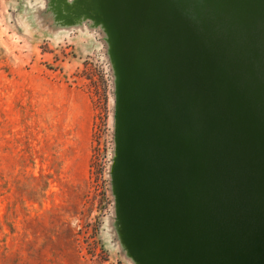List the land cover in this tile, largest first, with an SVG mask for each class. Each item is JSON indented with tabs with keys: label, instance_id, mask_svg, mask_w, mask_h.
Masks as SVG:
<instances>
[{
	"label": "water",
	"instance_id": "1",
	"mask_svg": "<svg viewBox=\"0 0 264 264\" xmlns=\"http://www.w3.org/2000/svg\"><path fill=\"white\" fill-rule=\"evenodd\" d=\"M114 77L113 229L132 264H264V0H50Z\"/></svg>",
	"mask_w": 264,
	"mask_h": 264
},
{
	"label": "rangeland",
	"instance_id": "2",
	"mask_svg": "<svg viewBox=\"0 0 264 264\" xmlns=\"http://www.w3.org/2000/svg\"><path fill=\"white\" fill-rule=\"evenodd\" d=\"M50 6L0 0V264H132L112 225L102 34Z\"/></svg>",
	"mask_w": 264,
	"mask_h": 264
}]
</instances>
